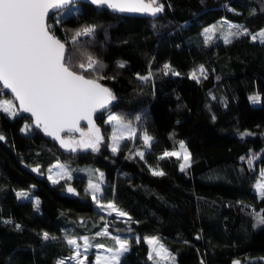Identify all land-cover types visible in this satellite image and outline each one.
<instances>
[{"label": "trees", "instance_id": "1", "mask_svg": "<svg viewBox=\"0 0 264 264\" xmlns=\"http://www.w3.org/2000/svg\"><path fill=\"white\" fill-rule=\"evenodd\" d=\"M158 2L164 10L151 17L121 15L79 0L57 12L63 17L59 23L48 21L66 42L67 59L86 63L92 56L103 63L102 72L85 74L103 77L99 81L116 97L107 110L132 123L136 137L124 139L112 152L106 110L96 115L104 136L99 151L65 152L26 113L12 118L0 111V264H58L61 258L77 264L68 259L74 250L66 236H89L112 247L117 231L129 241L120 264H154L148 259L147 236L158 237L175 264H231L236 258L264 257V224L257 215L264 214V198L255 188L264 169V43L250 35L226 43L229 25L221 21L254 35L264 29V0ZM213 25L217 29L209 39L205 29ZM84 26H94L95 34L74 45L73 33ZM165 65L173 71L165 74ZM201 65L206 78L192 79ZM149 73L147 81L139 79ZM0 91V99L11 96L16 103L1 85ZM253 96L259 100L253 102ZM235 112L250 135L241 137V131L224 122ZM25 125L31 127L25 131ZM145 132L153 138L154 155L184 141L190 166L181 171L175 156L141 159L136 153L144 146ZM55 161L70 168L101 167L105 181L99 199L113 201L127 217L101 211L82 174L74 172L68 180L80 190L77 197L61 194L67 181L54 184L47 177ZM22 162L37 164L44 178ZM153 169L164 175H153ZM23 190L37 196L39 205L36 197H19ZM45 232L50 239L43 238Z\"/></svg>", "mask_w": 264, "mask_h": 264}, {"label": "snow or ice", "instance_id": "2", "mask_svg": "<svg viewBox=\"0 0 264 264\" xmlns=\"http://www.w3.org/2000/svg\"><path fill=\"white\" fill-rule=\"evenodd\" d=\"M93 5L101 9H110L119 13H143L156 16L163 12L164 5L158 0H90ZM73 0H0V85L3 89L10 90L14 99L19 102L18 107L13 100L0 99V111L15 118L19 112L30 113L34 118L37 128L60 142V145L71 152L78 150L99 151L100 144L104 140L101 130L94 122V114L100 110L108 109L113 100L116 99L111 90L98 82L103 78L99 75L86 76L85 73H100L104 69L102 62L87 57V61L74 63L66 58V42L57 35L52 25L48 23L54 19L57 23L63 17H58L57 12L63 11ZM51 14V15H50ZM217 25L205 29L209 35L216 31ZM232 29H237L232 31ZM95 34L94 26H84L72 35V43H78L80 37H91ZM251 36L253 41L259 38L264 43V30L257 35H252L246 28L230 24L224 36L226 43H231L232 37ZM209 39L211 36L209 35ZM120 67H124L121 63ZM79 71H78V70ZM165 74L173 71L169 65L164 66ZM199 73V75H198ZM174 75H179L173 72ZM148 76L139 79L147 81ZM192 79L199 80L205 76L206 69L203 65L191 73ZM0 91V95H2ZM253 102L259 100L258 96L251 97ZM109 123H115V129L111 134V150L117 152L124 139L129 141L135 139L136 129L131 124H126L117 115L108 116ZM81 121L87 122V131L80 127ZM31 125H25L23 130L27 131ZM79 133L80 139H65L61 133ZM242 135H250L243 133ZM4 137L0 136V140ZM152 137L146 132L143 136L144 145L151 147ZM180 151H165L161 159L165 157L182 156L183 163L181 171L190 166V153L187 151L183 141L179 144ZM141 159L144 152L136 153ZM243 159V158H242ZM252 159L248 164H253ZM58 171L54 176H49L53 183H59L65 177L70 180L71 173L63 164L55 166ZM39 171V169H33ZM51 172L52 169H49ZM153 175H164L162 170L153 169ZM102 176V174H101ZM261 180L264 181V170H261ZM89 190L96 205L101 211H107L109 215L113 212L119 217H127V213L117 208L113 201L106 204L101 203L97 194L102 195V189L98 183H89ZM261 198H264V182L256 185ZM69 192H74L72 187ZM18 196L27 198V192H20ZM37 206L39 201H36ZM258 215V223L264 224V214ZM107 235V230L104 233ZM45 240L50 239L49 233H43ZM67 244L74 250L70 260H76L77 264H85L87 254L93 247L103 248V245L94 246L87 236H66ZM116 249H107L111 255L95 257V264H120V258L129 250V241L119 236H114ZM83 241V245L79 242ZM145 242L150 246L149 260L154 264H164L165 261H174L169 250L160 242L158 237L146 238ZM83 247V253L81 252ZM83 257V258H81ZM58 264H66L65 260ZM239 264V262H237Z\"/></svg>", "mask_w": 264, "mask_h": 264}, {"label": "rangeland", "instance_id": "3", "mask_svg": "<svg viewBox=\"0 0 264 264\" xmlns=\"http://www.w3.org/2000/svg\"><path fill=\"white\" fill-rule=\"evenodd\" d=\"M221 21L223 22V23H226L227 25H230V24H233V22L231 21V22H229V21H227V20H222L221 19ZM53 24H54V22L53 23H50V25H52L53 26ZM209 27H211V26H209ZM209 27H207V28H209ZM262 30H264V29H262ZM261 31V30H260ZM259 31V32H260ZM259 32H257L256 34H254V35H257ZM210 35V34H209ZM208 35V36H209ZM2 99H7V100H13V98L11 97V96H8V97H4V98H2ZM13 102H14V100H13ZM15 103V102H14ZM16 104V103H15ZM17 105V104H16ZM107 118H108V116H109V114H111V115H116L114 112H112L111 110H107ZM118 116V115H117ZM108 120V119H107ZM122 121L124 122V123H126V124H131V126L133 127V125H132V123H130L129 121L127 122V121H125V120H123L122 119ZM224 122H226V124H227V126L228 127H232L233 129H235V130H237V131H241L240 133H239V135L241 136V137H245V136H247V135H242L243 133H250L251 134V132H250V130L248 129V128H246L245 127V125L243 126V123H244V120H243V118L241 117V115H240V113L239 112H235V113H232V114H229V115H226L225 116V118H224ZM112 124V132H113V130L115 129V123L113 122V123H111ZM243 130V131H242ZM151 136V135H150ZM73 139H76L75 138V136L73 137ZM183 143H184V145H185V147H186V149H187V151L189 152V150H188V148H187V146H186V143L183 141ZM110 145H111V142H110ZM145 150H147V152L145 151ZM139 151H145L144 153V157L148 160V155L150 156V157H153L154 159H156V158H158V157H162V155H163V153L165 152V151H180V148H179V146L177 147V148H172V149H166V150H164V151H161V153H159V154H153L152 153V151H150V147H148V146H146V145H144V146H140V148H139ZM153 158L150 160L151 161V163L154 161L153 160ZM181 163H183V158H182V156L180 157V164ZM57 164H63V165H65L66 167H67V170L71 173V179L70 180H72L73 179V177L76 175V174H74V172L75 173H77V174H82V175H84L87 179H88V181H87V184H86V189L87 190H89V183L91 182V183H98V184H100V187H101V189L103 188V184H104V181H105V178H104V170L101 168V167H95V166H92V165H89V164H86V165H76V167H74V168H70L69 166H67L66 164H64L63 162H61V161H55L52 165H50L48 168H47V177H48V180L49 181H51L52 182V180H50L49 179V176L51 175V176H54L55 175V172L56 171H58V169L55 167ZM70 168V169H69ZM49 169H52V171L50 172L49 171ZM71 169L73 170V172L71 171ZM262 170H264V169H262ZM101 174H102V176H101ZM64 182V183H66V181H68V179L65 177L64 179H61L60 180V182ZM259 183L260 182H264V181H262L261 180V176H260V180L258 181ZM53 183V182H52ZM55 184V183H54ZM256 188V190H257V187H255ZM258 191V190H257ZM23 192H27L28 193V197H32V198H34V197H36L35 199L36 200H38V197L37 196H33V195H31V192H29L28 190H23ZM102 192H103V189H102ZM258 193H259V191H258ZM97 196H98V198H99V196H100V193H98L97 194ZM101 203H103L102 201H101ZM96 204V203H95ZM104 204H106V203H104ZM123 211V210H122ZM114 236H119L120 238H122V239H127V235L123 232V231H117V233H114ZM113 236V237H114ZM88 238H89V236H87ZM113 237L111 238V240L110 241H112L111 243H113L114 245L111 247V246H108L107 244H105V243H101V244H97V242L92 238V237H90L89 238V241H90V243L92 244V245H94V246H98V245H103L104 247L103 248H100V247H93V248H91L90 250H89V252H88V254H87V261H85V264H90L88 261H89V257H90V255H91V252H92V250L94 249V255H95V257L97 256V255H101V256H109V255H111V253H109L108 251H107V249H113V250H115L116 249V247H117V245H116V242H115V240L113 239ZM151 237H154V236H147V238H151ZM156 237V236H155ZM113 239V240H112ZM128 240V239H127ZM160 240V239H159ZM79 242L81 243V245H83V241L82 240H79ZM160 242L163 244V242L160 240ZM164 245V244H163ZM165 246V245H164ZM150 247V246H149ZM166 247V246H165ZM167 248V247H166ZM168 249V248H167ZM169 250V249H168ZM81 252L83 253V247H81ZM170 252V251H169ZM72 255H74V253L72 254ZM172 256V255H171ZM95 257L93 258V264H95ZM173 257V256H172ZM81 258H83V257H81ZM60 260H64L63 258H61ZM70 260V259H69ZM73 261V260H72ZM75 262L77 263V261L75 260ZM101 264H103V262H101ZM164 264H175V261H173V260H171V258L169 259V260H167V261H165L164 262Z\"/></svg>", "mask_w": 264, "mask_h": 264}, {"label": "water", "instance_id": "4", "mask_svg": "<svg viewBox=\"0 0 264 264\" xmlns=\"http://www.w3.org/2000/svg\"><path fill=\"white\" fill-rule=\"evenodd\" d=\"M76 1H79V0H73V2H76ZM80 1H85V2H89L90 3V0H80ZM67 7V6H66ZM110 10V9H109ZM110 11H112V10H110ZM116 13H118V14H121V15H123V14H129V15H133V14H135V15H142V16H144V15H148V16H151V15H149V14H143V13H119V12H116ZM151 17H155V16H151ZM60 38V37H59ZM61 39V38H60ZM62 40V39H61ZM62 41H64V40H62ZM66 48H68L67 47V44H66ZM68 51V50H67ZM66 54H67V52H66ZM86 75V74H85ZM87 76V75H86ZM98 82L100 83V84H102L104 87H107V88H109V86L107 85V84H103L101 81H99L98 80ZM2 86V85H1ZM110 89V88H109ZM111 90V89H110ZM5 91L7 92H9L13 97H14V94H12L11 92H10V90H7V89H5ZM112 92V91H111ZM114 101V100H113ZM112 101V103L109 105V107H108V109L112 106V104L114 103ZM16 103H17V107H18V104H19V102L18 101H16ZM107 110V109H106ZM106 110H100V111H98L97 113H95L94 114V117H93V119H94V122H95V124H96V126L97 127H99L100 128V130H101V127L99 126V124H97V121H96V115L98 114V113H100V112H105ZM24 113V112H23ZM27 115H29L30 117H32L31 116V114L30 113H26ZM32 119H33V125L35 126V124H34V118L32 117ZM84 125H86L85 127H84ZM36 127V126H35ZM80 127L83 129V130H85V131H87V122L86 121H81V123H80ZM42 133H43V135L46 137V138H49V139H51L52 141L54 140L56 143H57V145H58V147L62 150V151H65V152H71V151H69L68 149H66V148H64V147H62L61 145H60V142L58 141V140H56V139H54L53 137H51V136H48L45 132H44V130L42 129V128H38ZM71 134H75V135H77L78 136V139H80V135H79V133L77 132V133H68V132H63V133H61V136L63 137V138H65V139H68L69 137H71L72 139H73V137L71 136ZM22 166L23 167H25L28 171H30L32 174H34L37 178H39V179H43L44 178V176H45V173H43V172H41L40 170L39 171H34L33 169H39V166L37 165V164H32V165H29V164H27L26 162H22ZM69 187H72L75 191L74 192H69L68 191V188ZM61 194H63V195H68V196H71V197H77V195H79V192H80V190L78 189V187H76L74 184H73V182H68V183H66V185H65V187H63L61 190ZM258 258H260V259H262L263 261H264V257H254L253 259H250V260H243V259H239V258H236V259H233L232 260V262H231V264H237V262H239V264H246V263H248L249 261H253V260H257Z\"/></svg>", "mask_w": 264, "mask_h": 264}, {"label": "flooded vegetation", "instance_id": "5", "mask_svg": "<svg viewBox=\"0 0 264 264\" xmlns=\"http://www.w3.org/2000/svg\"><path fill=\"white\" fill-rule=\"evenodd\" d=\"M74 136H75L76 139H78V136H77V135H74ZM68 182H72V181H67V183H68Z\"/></svg>", "mask_w": 264, "mask_h": 264}]
</instances>
